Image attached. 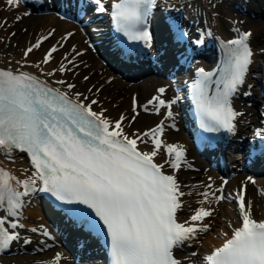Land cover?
I'll use <instances>...</instances> for the list:
<instances>
[{"label": "snow or ice", "instance_id": "1", "mask_svg": "<svg viewBox=\"0 0 264 264\" xmlns=\"http://www.w3.org/2000/svg\"><path fill=\"white\" fill-rule=\"evenodd\" d=\"M23 2L6 0L13 8ZM94 3L97 11L106 10L102 0H94ZM112 7L116 30L128 40L150 48L153 37L148 27L149 17L158 7V0H120ZM6 24L7 21L0 27ZM233 30L239 32V29ZM54 33L55 29L37 39L24 51V64L20 61L17 64L26 65L29 54L40 49ZM72 35L69 32L61 37L34 65L41 70L39 76L0 68V153L9 159H13V153L17 151L26 153L32 169L30 175L19 179L0 166V209L5 213L0 215V251L21 239L17 229L25 227L18 219L24 198L40 191L50 193L57 201L84 205L92 211L94 218L82 214L78 208L68 209L77 216L83 215L81 222L86 223L89 230L102 226L110 242L112 264H183L174 250L182 249L186 242L196 238L197 233L211 227L204 221L214 210L203 205L227 199L223 185L214 190L211 183L206 185L205 190L198 193L203 198L197 201L201 206L194 210L189 220L178 222L177 213L183 209L179 198L192 193L181 191L175 175L185 161V150L182 145L161 139L163 121L142 133L129 134L125 131V122L131 127L139 115L135 97L132 102L134 115L129 119L122 113L119 119L112 120L106 115L108 110L99 107L98 100L73 91L75 83L56 79L53 83L58 87H53L41 78L54 77L57 73L76 74V57L83 53L75 46L64 54L58 67L48 72L41 68V64L54 59L53 54L59 52L63 42ZM251 35V32H243L237 38L223 42L224 75L216 82L214 94L209 95L208 85L215 73L198 69L199 79L191 88L201 126L207 132L221 129L234 132L237 119L244 115L233 107L231 98L244 83L252 63ZM188 36L189 33L180 32L177 39L184 40ZM193 42L202 44L203 39L197 37ZM83 79L88 81L89 77L85 75ZM95 88L93 85L87 91L95 96L99 92V89L93 91ZM165 91V88L158 89L161 95ZM154 102L157 113L160 106H165L167 117H173L171 109L177 103L176 99L166 101L154 97L148 101L149 104ZM93 105L99 110H94ZM143 108L148 111L147 105ZM256 135L261 137L262 143L254 145L250 155L264 156V130L257 131ZM138 141L145 145L151 143L152 150H140ZM161 151L166 159L156 163L154 158ZM165 165L173 170L172 174L163 170ZM23 171L28 173L29 169ZM224 184H227L226 180ZM237 197L241 224L233 230L230 239L206 257L209 264H264V220L253 218L252 202L246 201L243 188ZM42 234L50 237L46 228ZM23 242L30 244L31 240L24 239ZM62 258V254L57 253L51 264H59Z\"/></svg>", "mask_w": 264, "mask_h": 264}, {"label": "bare ground", "instance_id": "2", "mask_svg": "<svg viewBox=\"0 0 264 264\" xmlns=\"http://www.w3.org/2000/svg\"><path fill=\"white\" fill-rule=\"evenodd\" d=\"M241 1L242 4L248 5L247 7L249 9L255 10V8H259L261 4L264 8V0ZM229 4L230 3L228 2H224V0H168L167 5L170 6V10L173 12L176 11L180 12V14H183L182 16L186 17L184 20L187 21V23H194L192 27L196 26L197 28H208L209 26L214 28V33L217 34L218 38H237L240 33L251 31L252 35L249 39V44H252L251 46H255V52H259L260 48L256 46L258 44L257 42H259L264 34V13H261L259 18L251 19L246 17V15H244L242 12V14H240L238 9H234L235 11H232V7ZM230 11L234 13L231 14ZM24 13V10L21 9L18 11L13 7L8 6L6 2L1 7L0 16H2V18H6L4 22L7 21V24L4 27H0V68H19L23 71L21 68L22 63L17 64V61L22 62L23 49H21L20 53H18L19 48L14 46L12 42L13 40H16V38L22 41L26 35L23 33L21 34L20 32L18 34L16 33L17 35H14L11 38L7 35L9 30H18L17 27L20 26V24L26 26L28 25L31 30H41L40 35L45 33L44 30L47 32V30H50L51 28L52 30L55 29L54 36L49 38L46 42H43L40 49H34L28 57L33 63H38L39 60H42V54L44 55L45 49L48 48V46L53 45V43L55 44L57 41H60L61 37L65 36L72 28L70 24H65L63 21L58 20L54 16H39L36 13H30V15L25 16ZM17 16H21L22 19L17 20ZM198 19V24H195ZM46 20L48 23L45 25L43 23L46 22ZM4 22H1L0 20V24H3ZM31 23H34L32 27H30ZM28 27L26 28L28 29ZM21 28L23 29V27ZM233 29H239V32L234 31ZM31 35L30 37H32ZM78 37L79 36L77 33H73V35L69 37L67 41L63 42L64 46L60 48V51L53 54L54 59L41 68L51 71L53 68L58 67L59 62L62 60L64 54L69 52L73 46H75L78 51L82 52ZM85 41L87 44H90L88 38L85 39ZM17 53L19 56L21 55V58L17 57ZM82 53V56L76 57V63L78 64V67L75 69V75H73L72 72H66L65 74L57 73L54 77L41 76V78L50 81V84L53 86L55 85L56 87H58V85L53 83V81L56 79L63 78L68 82L75 83L76 88L73 89V91L83 92L90 98L98 100L99 107L106 108L108 110L106 115L112 120L119 119L122 113L130 119L134 115L132 112L133 97H137L139 105L137 111L139 112V115L137 116L136 120L132 122L131 127H127V121L125 122V131L131 134L132 132L141 129V132L154 125V122L159 119V113H155L154 110L156 108H154V106L147 105L146 102L149 100L151 93L156 91V85L160 84L161 81L159 78L153 74H149L140 80H135V82L131 84L128 80L126 82L117 78L110 80L109 77L111 74L103 73L102 71L100 72L97 67L93 65L91 56H88V54H85L84 52ZM101 63H103L102 60ZM23 68H28L33 72V74L38 76L41 75V70L36 68L34 65L26 67L23 66ZM85 75L89 77L88 81H84L83 77ZM93 85L96 86L93 91L99 89V92L95 96L87 91V89ZM144 105H147L148 111L144 110ZM99 107L97 105H93V109H96L97 111L99 110ZM263 114L264 109H261L260 116H263ZM256 126H259L258 122L254 127ZM164 131L165 133L163 136L165 137L166 141H170L171 136L174 137V135L171 133L169 134L167 129ZM139 144L141 143L139 142ZM141 148L151 151L152 145L151 143L147 145L141 144ZM5 156V154L0 153V163H4L7 168H9L10 171L13 172V174L19 179L25 178L26 175L23 171L27 167V164H25V159L20 155H14L16 159L10 162L7 158H5ZM164 158V153L161 151V153L157 155L156 160L161 162L164 160ZM194 167H196V169ZM203 168L204 167H201L200 163L193 162L192 165L190 164L189 169L182 168L183 170H179L177 173L178 179L181 181V189L183 192L192 193V195H185L181 197L186 200L185 204L183 205V208L186 212L180 213L179 211V218L182 220L187 217L189 218L194 213V210L201 206L197 203V201L203 198L199 196L198 193L205 190V184L208 185L211 182L209 180H213L215 183L214 185L217 186V188L221 187L220 181L222 179H219V175H217L214 170H209V173L205 175ZM211 173L213 176L210 175ZM244 180V174L242 175V173H239L238 176L229 178L224 188L225 194L228 196L233 195L235 197L237 193L242 190L240 186H243ZM198 181L200 184L196 185L195 183ZM255 181V185L247 183V188L243 190L246 201L252 202L253 218L262 219L264 217V173L259 174ZM212 188L214 189L213 185ZM237 204L238 202H235V199L231 202L226 199L219 202L213 200L210 205H203L205 208L211 207L214 210L213 215L206 218L204 221L205 224L211 226L209 228L210 231L205 233V236H203L204 239L202 240V243L200 242L201 245L198 246V252L196 256L193 257L191 254L193 253L192 250L196 249L197 243H199L198 241L195 242L194 244L196 245L190 249L192 252L181 254L182 257H189V262L185 261L187 264H194L198 261H201L203 254H207V252H210L213 247L221 244V241L224 239V235L227 234L229 228L233 227L234 229V226L239 225L241 218ZM37 213L41 214V211L38 210ZM43 220L45 221V218H43ZM42 240H44V237L39 233L38 235L34 236V241L32 243L34 246L36 245V247L40 245L43 246L45 241L42 242ZM17 248L20 249L19 246H17ZM53 258L54 252L50 250L47 252L40 251L35 255L28 253L21 255L16 254V256L12 257L7 256L4 258V260L9 264H44L43 261L47 263L48 261L53 260Z\"/></svg>", "mask_w": 264, "mask_h": 264}, {"label": "rangeland", "instance_id": "3", "mask_svg": "<svg viewBox=\"0 0 264 264\" xmlns=\"http://www.w3.org/2000/svg\"><path fill=\"white\" fill-rule=\"evenodd\" d=\"M0 2H1V0H0ZM3 3V2H2ZM1 7H2V4H0V10H1ZM232 11H235L234 10V8H232L231 9ZM232 11H230L231 12V14L232 13H234V12H232ZM251 19H255V18H251ZM0 20H1V22H2V16H0ZM48 23V21L46 20V22H44L43 24H47ZM64 23V22H63ZM22 25V26H21ZM32 25H34V23H31V25H30V27H32ZM19 27H20V29H19ZM21 27H23V29L21 28ZM26 27H28V25L26 26V25H23V24H20V26H18L17 28H18V30H17V34L18 33H20L21 32V34L23 33V34H25L26 36H27V38H26V36H25V38L22 40L23 41V43H22V41L20 40V39H17L16 38V40H13V42H12V44H14V46H16L17 48H19V52L18 53H20V50L22 49V47H24V45L26 44V42L28 43V41L29 40H32L33 38H34V36L35 35H37V29L36 30H31L29 27H28V29L26 28ZM34 31V32H33ZM13 30H9L8 31V36H10L11 38L13 37ZM26 32V33H25ZM15 33V35H17ZM28 33V34H27ZM35 33V34H34ZM32 34V35H31ZM30 35L32 36V37H30ZM29 36V37H28ZM18 41H19V43H18ZM258 44H257V46L256 47H262V48H264V34H263V36L261 37V39L259 40V42H257ZM23 44V45H22ZM18 45V46H17ZM21 46V47H20ZM17 53V54H18ZM19 55V54H18ZM94 65V64H93ZM97 67V66H96ZM116 78V77H115ZM117 79H121V78H117ZM253 116V115H252ZM208 172V171H207ZM215 217V216H214ZM219 227V226H218ZM204 235V234H203ZM202 235V236H203ZM204 239V237H200L199 238V240H197L199 243H197V246L198 245H201V243H202V240ZM201 242V243H200Z\"/></svg>", "mask_w": 264, "mask_h": 264}]
</instances>
